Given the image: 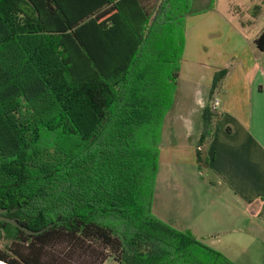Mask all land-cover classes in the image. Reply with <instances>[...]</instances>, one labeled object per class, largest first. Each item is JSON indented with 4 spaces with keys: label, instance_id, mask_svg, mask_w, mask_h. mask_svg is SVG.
<instances>
[{
    "label": "trees",
    "instance_id": "16d2710c",
    "mask_svg": "<svg viewBox=\"0 0 264 264\" xmlns=\"http://www.w3.org/2000/svg\"><path fill=\"white\" fill-rule=\"evenodd\" d=\"M190 2L0 0V49L11 45L16 55L0 70V209L36 231L0 221V259L236 264L152 211L158 136L174 102ZM255 43L264 50V30ZM227 74L215 73L203 109L200 164ZM54 121L60 135L32 145L28 129Z\"/></svg>",
    "mask_w": 264,
    "mask_h": 264
},
{
    "label": "crops",
    "instance_id": "0c3cea01",
    "mask_svg": "<svg viewBox=\"0 0 264 264\" xmlns=\"http://www.w3.org/2000/svg\"><path fill=\"white\" fill-rule=\"evenodd\" d=\"M235 14L209 8L191 17L199 23L187 19L181 63L190 65L182 91L189 102L176 115L186 125H173L169 137L177 159L178 150L198 145L215 73L228 74L214 95L220 116L204 147L208 171L173 174L169 193L154 195L152 211L236 264H264V50L255 43L264 28L253 32ZM180 81L181 72L177 90Z\"/></svg>",
    "mask_w": 264,
    "mask_h": 264
},
{
    "label": "rangeland",
    "instance_id": "374dc122",
    "mask_svg": "<svg viewBox=\"0 0 264 264\" xmlns=\"http://www.w3.org/2000/svg\"><path fill=\"white\" fill-rule=\"evenodd\" d=\"M150 2L159 3V0H150ZM257 6H260L261 9L259 10V8H256ZM209 8H216L218 11L224 12L232 19V15L235 14L234 12H236L237 14L235 15L238 16L241 21L248 24H253L252 28H248L253 32L257 31L259 28H264V0H191L189 9H191L192 13L186 16V22L187 19H190V24L193 22H195V24L199 23L200 18L191 17L194 16L196 12H201ZM14 50V47L11 45H5V47L0 49V70L9 65L12 59L16 57ZM189 69V61L187 59H183L182 63L180 64V88L177 90L176 87L172 107L165 115L161 124L160 133L158 136V155L157 160H155L156 171L153 185V198L154 195H156V197L159 196L161 192L169 193V183L172 182L170 181V178L175 173L208 171L205 164H202L203 166L199 167L197 162L195 164V160L191 159L193 155L195 157L193 150L194 152L195 149L197 150V142L195 143L193 141L190 143V145L188 144L185 148L183 147L182 149L178 150V155L181 159H177L174 156V149L170 147L171 145L169 143L171 127L173 125L181 124L178 131H182L186 125V122L182 119L178 120L176 115L178 112H180L179 108L183 107V103L186 104V102H189L185 100L182 95V91H184L183 88L185 87L184 85L186 84L187 77L189 76ZM214 103L216 104L215 101ZM50 125V127L36 126V128H39L35 130H33L34 128L31 130L28 129L30 143L36 147H39L37 145L41 146L52 143L57 135H60V127H58L55 121L51 122ZM18 158L22 160L23 154H21ZM182 182L185 183L188 181L185 180ZM206 244H208V240L206 241ZM6 245L7 241L2 236H0V251H4L7 247ZM105 264L121 263L114 258L109 257Z\"/></svg>",
    "mask_w": 264,
    "mask_h": 264
},
{
    "label": "water",
    "instance_id": "95a60500",
    "mask_svg": "<svg viewBox=\"0 0 264 264\" xmlns=\"http://www.w3.org/2000/svg\"><path fill=\"white\" fill-rule=\"evenodd\" d=\"M8 208H1L0 209V221H7L10 222L16 226H18L21 229H24L26 232L34 234L36 231L34 230H30L28 229L26 226L22 225L19 223V221H17L16 219L12 218V217H7L6 215H4L5 212H7ZM53 223H50L48 226H52ZM0 264H10L2 259H0Z\"/></svg>",
    "mask_w": 264,
    "mask_h": 264
},
{
    "label": "built area",
    "instance_id": "2783aa9c",
    "mask_svg": "<svg viewBox=\"0 0 264 264\" xmlns=\"http://www.w3.org/2000/svg\"><path fill=\"white\" fill-rule=\"evenodd\" d=\"M215 104V103H214Z\"/></svg>",
    "mask_w": 264,
    "mask_h": 264
}]
</instances>
